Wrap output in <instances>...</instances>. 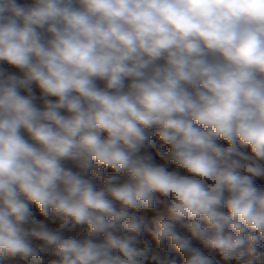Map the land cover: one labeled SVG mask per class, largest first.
I'll use <instances>...</instances> for the list:
<instances>
[{"label":"clouds","instance_id":"obj_1","mask_svg":"<svg viewBox=\"0 0 264 264\" xmlns=\"http://www.w3.org/2000/svg\"><path fill=\"white\" fill-rule=\"evenodd\" d=\"M0 264H264V0H0Z\"/></svg>","mask_w":264,"mask_h":264}]
</instances>
